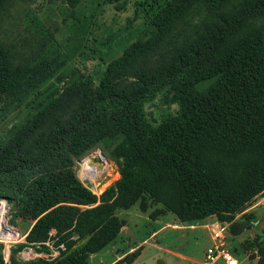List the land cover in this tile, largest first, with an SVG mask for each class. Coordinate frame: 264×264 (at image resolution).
Segmentation results:
<instances>
[{"label": "trees", "instance_id": "16d2710c", "mask_svg": "<svg viewBox=\"0 0 264 264\" xmlns=\"http://www.w3.org/2000/svg\"><path fill=\"white\" fill-rule=\"evenodd\" d=\"M28 1L0 0V93L32 111L0 143V199L36 218L27 242L45 241L54 229L68 250L73 233L85 243L61 252L56 264H84L87 253L115 238L122 226L116 210L141 197L180 222H230L264 189V70L254 80L246 76L264 53V0H167L132 30L111 31L115 43L121 36L129 42L105 71L98 64L70 72L60 86L46 84L63 63L54 51L39 55L27 38L7 36ZM167 41L168 52L150 63L148 54ZM231 78L232 92L207 106ZM160 91L177 106L178 130L162 132L145 117L144 102ZM96 145L119 174L98 195L71 169ZM258 251L257 264H264V247Z\"/></svg>", "mask_w": 264, "mask_h": 264}, {"label": "rangeland", "instance_id": "374dc122", "mask_svg": "<svg viewBox=\"0 0 264 264\" xmlns=\"http://www.w3.org/2000/svg\"><path fill=\"white\" fill-rule=\"evenodd\" d=\"M166 1L78 0L71 7L66 0H29L23 4V11L14 17V29L7 32V36L15 41L17 37L20 41L27 38V43L38 49L39 55L43 49L50 53L54 51L57 62L63 63L46 84L60 86L68 79L70 72L88 73L98 64L105 71L107 63L120 55L129 42L124 43L121 36L119 42L115 43L117 37H114L111 31L124 27L132 30L141 24L145 14L153 15ZM135 10L137 17L131 20ZM45 37L48 38L45 48L39 47V41ZM171 44L167 41L160 49L149 53V62H155L166 54ZM55 50L58 52L55 53ZM25 55L30 56V51L26 50ZM263 70L264 53L251 65L246 76L254 80ZM235 81V78L227 80L222 88L209 98L207 106L216 105L225 99L232 92ZM162 95L163 91H160L153 99L144 102L145 117L162 132L178 130V122L173 120L177 106L165 102ZM31 113L26 104L16 105L9 95L0 93V143L14 132L16 126L27 120ZM118 139L116 137L115 141ZM93 150L97 151L82 161ZM98 151L103 155L101 156L106 165L95 178L89 171L88 161L91 162L90 159L98 156ZM71 169L80 183L95 194L113 185L119 178L117 165L109 157L108 151L99 145L92 147L79 158H74ZM85 172L93 182L80 179L79 173L83 176ZM0 201H3L5 206L4 221L20 233L27 234L36 218L20 215L12 203L4 199ZM115 215L122 222L115 238L96 252L87 253L84 264H202L205 248L218 237L236 254L239 264H257L260 259L258 249L264 247V189L253 197L241 212L234 214L230 222H219L214 216L180 222L160 203L145 196L127 209H117ZM230 223H237L240 231L232 234ZM215 231H219L217 237H214ZM54 234L58 239L63 232ZM11 236L12 239H18L16 233ZM70 236L73 237L70 249L61 250L54 257L46 255L44 259L48 264H56L61 252L66 255L69 251L82 247L86 241L73 233ZM30 247L35 249L33 245ZM42 250L49 253L45 248ZM11 260L13 259H10L9 264H12Z\"/></svg>", "mask_w": 264, "mask_h": 264}, {"label": "built area", "instance_id": "2783aa9c", "mask_svg": "<svg viewBox=\"0 0 264 264\" xmlns=\"http://www.w3.org/2000/svg\"><path fill=\"white\" fill-rule=\"evenodd\" d=\"M96 151L97 150H93L89 152L82 159V161L86 157H88L89 154ZM98 152L100 155H102L100 151ZM88 168H90L89 171L96 178L102 172L104 164L102 162H98V160L91 159V163H89ZM80 175L81 173H79V177L81 180L93 182V180L87 176V172H85L83 176ZM86 188L89 189L93 194H95L90 188ZM54 232L53 230H50L45 241L30 244L29 242L25 241L26 232L20 233L18 229L7 224V222L4 221L3 217L2 221H0V243L2 244L1 255L3 264H9L10 259H13L14 264H23L24 262L29 260L44 259L46 258V255H51V257L57 256L59 251L65 249V245L61 241L57 242V237H55ZM12 233H16V238L18 239H12ZM218 234L219 231H215L214 237H217ZM70 238L73 237L70 236ZM30 245H33L35 249L31 248ZM42 248L47 249L49 253L44 252ZM202 264H239V261L236 257V254L225 246L221 237H218L214 242L210 243L205 248Z\"/></svg>", "mask_w": 264, "mask_h": 264}, {"label": "bare ground", "instance_id": "6f19581e", "mask_svg": "<svg viewBox=\"0 0 264 264\" xmlns=\"http://www.w3.org/2000/svg\"><path fill=\"white\" fill-rule=\"evenodd\" d=\"M98 154V156L97 155H95L94 157H93V159H95V160H98V162H102L103 164H104V166L106 165V162H105V160H104V158L101 156V155H99V153H97ZM92 156V154H90V156L89 157H91ZM91 160V159H90ZM89 163H91L90 161H88V167H89ZM86 167V164L84 165V168ZM91 179V178H90ZM4 211H5V206H4V202L3 201H0V219L3 217V213H4Z\"/></svg>", "mask_w": 264, "mask_h": 264}, {"label": "water", "instance_id": "95a60500", "mask_svg": "<svg viewBox=\"0 0 264 264\" xmlns=\"http://www.w3.org/2000/svg\"><path fill=\"white\" fill-rule=\"evenodd\" d=\"M229 229H230V232H231L232 234H235V233H237V232L240 231V229H239V225H238L237 223H230V224H229Z\"/></svg>", "mask_w": 264, "mask_h": 264}, {"label": "crops", "instance_id": "0c3cea01", "mask_svg": "<svg viewBox=\"0 0 264 264\" xmlns=\"http://www.w3.org/2000/svg\"><path fill=\"white\" fill-rule=\"evenodd\" d=\"M183 257V256H182ZM201 263H202V261H201Z\"/></svg>", "mask_w": 264, "mask_h": 264}]
</instances>
